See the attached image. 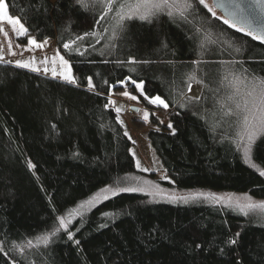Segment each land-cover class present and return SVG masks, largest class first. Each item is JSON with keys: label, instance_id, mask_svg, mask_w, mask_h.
I'll list each match as a JSON object with an SVG mask.
<instances>
[{"label": "trees", "instance_id": "1", "mask_svg": "<svg viewBox=\"0 0 264 264\" xmlns=\"http://www.w3.org/2000/svg\"><path fill=\"white\" fill-rule=\"evenodd\" d=\"M5 2L36 40H55L77 83L0 62V241L8 253H0V264L13 259L18 264H264V226L251 218L225 206L155 203L139 192L106 199L77 219L70 228L73 240L62 230L47 247H26L23 254L14 249L51 230L57 216L99 189L137 172L131 141L109 107L112 87L125 80L143 82L146 96L159 95L172 109L175 134L151 130L149 138L177 189L264 199V177L244 162L234 142H221L226 131L217 129L220 71L240 65L212 63L244 61V67L264 76V44L197 4L188 17L191 24L167 16L150 25L134 20L114 48L106 47L112 43L109 32L99 43L91 38L95 50L85 41L81 50L88 51L81 56L63 43L76 34L102 31L107 23L95 25L93 13L70 7L69 0H47V12L45 0ZM58 3L59 13L52 7ZM69 23L70 31L65 30ZM196 28L201 31L194 36ZM204 34L215 43L204 41ZM131 58L153 62L130 64ZM197 60L199 65L192 63ZM193 72L208 84L198 101L187 97ZM142 102L150 107L144 96ZM252 155L264 170V136ZM230 238L237 243H227Z\"/></svg>", "mask_w": 264, "mask_h": 264}, {"label": "snow or ice", "instance_id": "2", "mask_svg": "<svg viewBox=\"0 0 264 264\" xmlns=\"http://www.w3.org/2000/svg\"><path fill=\"white\" fill-rule=\"evenodd\" d=\"M47 0H45V4L42 5L44 11L47 12L46 7ZM203 5L204 8L208 10L212 14L213 17L216 16V12L212 7L206 3V0H69L70 7H78L80 11H87L94 14V23L95 25H101V22L107 23L108 27H102V31H96L93 29L92 31H87L82 34H76L73 39L69 42L63 43V48L70 51L78 53L83 56L88 48H83L85 41H88V47L95 50V43H99L100 40L104 38V34L111 33L110 41L106 45L108 48H114L116 45L114 43L115 40L119 39L122 33L126 32L128 29V25L132 21H139L146 24H152L154 21H158L161 16H167L170 21L176 23L183 24H191L189 20V15L196 5ZM220 7H224L222 3H219ZM57 13L60 12L59 3L57 5L52 6ZM234 9L229 14L233 19H228L224 17H218V19H222L225 25H228L232 29H235L237 32L244 33L246 36L251 37L253 40L259 41L264 44V0H251V9L253 11L258 10L260 14V19H257L252 15V12L249 11L245 14V9L240 4H234ZM98 18L96 13H98ZM238 19L240 21L239 24L235 22ZM0 21H6L9 25L13 26V31L17 35V37L25 36L28 34V29L25 27L24 23L21 22L19 17L13 18L9 15L8 5L0 0ZM19 25L17 29L15 26ZM70 23L66 26L65 30L70 31ZM200 29H194V36L200 33ZM7 35V33H5ZM95 38V43H92V39ZM204 41L207 43H215V41L211 40L207 34H204ZM28 43L34 45L36 48H43L44 44L38 43L35 38L29 37ZM75 45V47H73ZM205 46V43H201V48ZM9 47L11 44L9 43ZM163 47H167L166 44ZM236 52H240V48L235 49ZM12 55H16L15 52ZM103 55V52H101ZM52 63L56 62V57H52ZM0 61H4V57L0 55ZM59 61L63 66V71L57 72L55 69H52V76L55 78L56 76H61L62 79L69 84H76L77 80L71 73V65L69 61L64 59V56H59ZM6 63H12L11 61H4ZM107 62V61H105ZM150 60H136L135 58H131L128 60L130 64H138V63H152ZM161 63L166 64H174L175 61L172 60H161ZM37 61L35 57L32 58L31 61H15L17 67L30 69L33 72H41L39 67H36ZM39 63L47 65L49 63V58L45 57L43 60L39 61ZM192 63L199 65L201 61H193ZM212 63L224 64V65H234L239 64L240 68L236 69L234 72H229L227 75L223 77L224 80L229 81V85L231 87V92L226 97V105H221V112L223 117H226L225 123L228 128L232 130L231 137L227 132L222 134L221 142L224 140H229L230 142H234L237 145V151L243 152V157L246 162L250 163L252 168H258V165L252 163V153L253 148L256 144L258 137L264 136V76L259 75L254 72L250 68L244 67V61H213ZM134 70V69H133ZM43 72L46 74L49 72V68L45 67ZM229 76L232 77L229 80ZM188 79L190 81H195L196 84L201 85L203 88H208V84L205 82L203 78H197L196 73L193 72L189 75ZM89 87L95 88V85L92 83V77L87 78ZM133 85L136 86L141 95L144 96L151 104L162 106L167 109L169 104L161 98L159 95L154 97H148L143 92V82L137 84L135 80L131 81ZM107 83V81H105ZM123 83V82H121ZM187 91L192 93L191 97H188L189 101H198L201 98L200 91L197 90L193 92L192 84L189 83L187 86ZM124 96L129 97L132 100H138L137 96H133L127 91L123 93ZM115 103V101H113ZM181 107H185L184 104H181ZM115 111L119 113L121 111L120 107H116ZM135 111V109H133ZM119 120V115L116 117ZM143 119L147 121L149 119V115L145 113ZM163 121H161L162 123ZM122 123V121H121ZM53 128L56 126L53 125ZM169 128L172 127L171 124L168 125ZM173 134H175V130L173 129ZM127 135V132H125ZM29 168L35 169L36 165L29 162ZM139 162H137V167H139ZM143 171H148V169H142ZM259 175L264 176V170L259 171ZM134 179V178H133ZM145 184H151V181H145ZM116 187H110L102 189L101 191L107 192L111 191L112 196L119 195L123 192H142L143 188L139 187H120L121 180L117 179L115 181ZM159 188V185L155 186ZM98 197L94 196L88 201H85L79 205V208H84L85 205H92L93 202ZM171 200L175 201L177 199L183 200L185 203L189 201V199L197 200H211L216 203L225 202L228 207H235L239 209L244 216H248L251 210H255L257 208L264 210V203L256 204V203H248L247 205H242L239 201L233 202L232 196H228L227 198L223 196H217L213 193H196L192 197H169ZM104 199H109L108 196H105ZM247 199L251 200V197ZM79 208H73L68 212L67 218L64 215H59L56 217L57 223L51 228V230L46 231L42 235H38L36 237V243L34 245L33 240H27L26 246L22 245H13L14 249L18 250L20 254H23L27 248H39L42 244L44 247H47L51 242L53 237H56L62 230L67 235L68 240H73L75 236V231L70 230V225L73 222L74 216L83 217L84 213L79 211ZM247 209V210H245ZM106 217L111 216V213H104ZM259 220L264 221V214L256 217ZM79 228L76 229L78 231ZM240 235L239 232L235 234L236 237ZM75 243L79 245L80 241L75 240ZM227 243L231 245H235L237 243L236 238H230ZM200 247V245H197ZM0 253H3L5 256L8 255L7 252L4 251L3 241H0ZM12 264H18V262L13 259Z\"/></svg>", "mask_w": 264, "mask_h": 264}, {"label": "rangeland", "instance_id": "3", "mask_svg": "<svg viewBox=\"0 0 264 264\" xmlns=\"http://www.w3.org/2000/svg\"><path fill=\"white\" fill-rule=\"evenodd\" d=\"M56 1V0H51ZM4 3L5 0H3ZM206 3L209 5V7H212L214 11L216 12V17H223L213 6L212 0H206ZM10 15V14H9ZM13 17V16H12ZM16 18V17H13ZM222 20V19H221ZM17 29L19 28V25L15 26ZM7 33V35H5ZM29 37L35 38L33 35H31L28 31V34L25 36L17 37L15 32L13 31V26L9 25L6 21H0V55L4 57V61H11L16 66L15 61H31L33 57H35L37 63L36 67H39L41 69V72H37L46 76H52V69H55L57 72L63 71V66L61 62L59 61V56H64L60 50L58 49L56 42L54 39L48 38L42 41H38V43L44 44L43 48H36L34 45L28 43ZM9 43L11 44V47H9ZM15 52L16 55H12V53ZM56 57V62L52 63V57ZM45 57L49 58V63L47 65L39 63V61L43 60ZM64 59H66L64 57ZM0 61V62H4ZM6 63V62H4ZM70 64V63H69ZM45 67L49 68L48 73H44L43 69ZM30 70V69H28ZM31 71V70H30ZM236 71L235 68L225 67L223 70L220 71V77L217 81V87H219L221 90L218 91L219 97L217 98L218 101L216 102L217 106V118L220 119V123L217 125L218 131L221 130V132H232L231 129L228 128L227 124L225 123L226 117H223L221 112V105H226V97L231 92V87L229 85L228 80H224L223 77L227 75L229 72ZM71 73L73 75V71L71 68ZM74 76V75H73ZM55 78L63 80L61 76H56ZM232 77L229 76V80H231ZM64 81V80H63ZM139 84V82H136ZM89 87V85H88ZM119 88V89H118ZM118 88L112 87L110 94H109V107H111L114 111L116 107H120L121 111L116 114L119 115V122L124 128V131L127 132V136L131 141V153L134 157L135 161V167L137 172L135 174H132L130 176H127L124 180L121 181L120 187H139L143 188L144 191L139 192L147 195L149 197V200L151 202L155 203H169L174 205H198V204H204V205H216V206H226L225 202L216 203L211 200H204V199H189L187 203H185L183 200L177 199L175 201L171 200L169 197H192L196 193H213L217 196H223L227 198L228 196H232L233 202L239 201L242 205H247L248 203H264V199H257L252 196H250L248 193H236V192H214L209 190H203V189H193V190H180L177 189L174 186L173 180L170 178V176L167 174L165 168L162 165V162L155 152L150 138L149 133L151 130H162L166 129L169 132L173 133V126L171 128L168 127L169 124L172 125L171 119H170V112L172 111L171 108H163L162 106H157L150 103V107H147L142 102L143 95L140 94L138 89L135 85L132 84L131 80H125L123 83H119ZM89 89L93 90V88ZM192 89L193 92H196L197 90L200 91V95L202 97L204 88L201 85H198L196 83H192ZM210 90L212 92L215 91L214 87H210ZM127 91L133 96H137L138 100H132L129 97H126L123 95V93ZM144 92V91H143ZM192 93L187 92V97H191ZM122 100V101H121ZM115 101V103H113ZM132 107H137L138 111H133ZM145 113L149 115V119L145 121L143 119ZM155 119L157 122L155 123ZM161 121H163L161 123ZM260 137H258L259 139ZM257 139V140H258ZM243 157L242 150L240 151ZM244 162L250 166L249 162H246L243 157ZM137 162H139V167H137ZM252 163H255L253 160L252 155ZM256 164V163H255ZM251 167V166H250ZM252 168V167H251ZM142 169H148V171H143ZM258 172L261 170L259 167L255 168ZM264 177V176H263ZM134 178V179H133ZM145 181H151V184H145ZM159 185V188H156L155 186ZM110 187H116V184H111L108 186H105L101 189H99L95 194H93L91 197L81 201L73 208H79V205L85 201H88L92 197L96 196L98 197L92 205H85L84 208H79L80 212H83V217H86L92 210H94L97 206H99L104 200L105 196H108L109 198L113 197L111 191H101L105 188ZM248 197H251V200L247 199ZM72 208V209H73ZM233 209L234 211L240 213L243 215V213L235 208V207H228ZM71 210V209H70ZM69 210V211H70ZM247 210V209H245ZM67 211L65 214H63L66 218L68 215ZM264 214V210H261L259 208L255 210H251L249 215L246 217L251 218L256 224L264 226V221L257 219L256 217H259L260 215ZM81 217L74 216L73 222L70 225H73V223ZM34 245L38 243L36 241V238L33 239ZM26 246V244H25Z\"/></svg>", "mask_w": 264, "mask_h": 264}, {"label": "water", "instance_id": "4", "mask_svg": "<svg viewBox=\"0 0 264 264\" xmlns=\"http://www.w3.org/2000/svg\"><path fill=\"white\" fill-rule=\"evenodd\" d=\"M219 3H222L224 7H220ZM212 4L214 8L224 17L228 19H233V17L230 16V12L235 10L234 4H240L245 9V14L249 11L252 12V15L256 17L257 19H260V14L258 10L253 11L251 9V0H212ZM237 24L240 23L238 19L235 20ZM132 109H135V111H138L137 107H132Z\"/></svg>", "mask_w": 264, "mask_h": 264}, {"label": "bare ground", "instance_id": "5", "mask_svg": "<svg viewBox=\"0 0 264 264\" xmlns=\"http://www.w3.org/2000/svg\"><path fill=\"white\" fill-rule=\"evenodd\" d=\"M122 101V100H121Z\"/></svg>", "mask_w": 264, "mask_h": 264}]
</instances>
